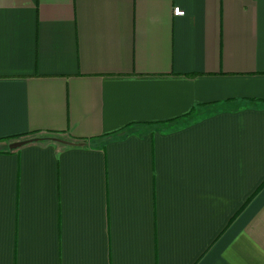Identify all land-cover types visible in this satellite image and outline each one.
I'll return each instance as SVG.
<instances>
[{"label": "crops", "instance_id": "crops-1", "mask_svg": "<svg viewBox=\"0 0 264 264\" xmlns=\"http://www.w3.org/2000/svg\"><path fill=\"white\" fill-rule=\"evenodd\" d=\"M30 132L86 143L0 144V264H264V0H0Z\"/></svg>", "mask_w": 264, "mask_h": 264}, {"label": "trees", "instance_id": "trees-1", "mask_svg": "<svg viewBox=\"0 0 264 264\" xmlns=\"http://www.w3.org/2000/svg\"><path fill=\"white\" fill-rule=\"evenodd\" d=\"M53 139H59L62 141H65L69 143L70 146H76L86 143L85 140L77 139L71 136H67L63 133H57V132H30L27 134L7 138V139H0V144L4 145L3 150L6 152H10L16 149H19L24 146H30V145H39L44 143H53ZM14 142H23L24 144L18 148L15 149H8L7 145L14 143ZM69 145L60 144L61 147H68Z\"/></svg>", "mask_w": 264, "mask_h": 264}, {"label": "water", "instance_id": "water-1", "mask_svg": "<svg viewBox=\"0 0 264 264\" xmlns=\"http://www.w3.org/2000/svg\"><path fill=\"white\" fill-rule=\"evenodd\" d=\"M54 142H57L59 144H64V145H69V143L65 142V141H62V140H59V139H53ZM24 143L23 142H14V143H11L9 145V149H15V148H18L20 146H22Z\"/></svg>", "mask_w": 264, "mask_h": 264}, {"label": "rangeland", "instance_id": "rangeland-1", "mask_svg": "<svg viewBox=\"0 0 264 264\" xmlns=\"http://www.w3.org/2000/svg\"><path fill=\"white\" fill-rule=\"evenodd\" d=\"M3 145V144H2Z\"/></svg>", "mask_w": 264, "mask_h": 264}]
</instances>
